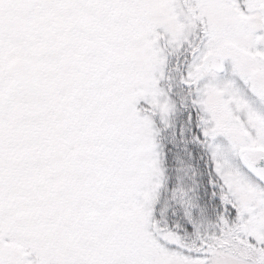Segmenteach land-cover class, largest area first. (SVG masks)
<instances>
[{
	"label": "snow or ice",
	"instance_id": "obj_1",
	"mask_svg": "<svg viewBox=\"0 0 264 264\" xmlns=\"http://www.w3.org/2000/svg\"><path fill=\"white\" fill-rule=\"evenodd\" d=\"M0 264H264V0H0Z\"/></svg>",
	"mask_w": 264,
	"mask_h": 264
}]
</instances>
